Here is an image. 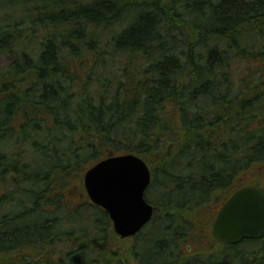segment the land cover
Instances as JSON below:
<instances>
[{"label":"trees","instance_id":"obj_1","mask_svg":"<svg viewBox=\"0 0 264 264\" xmlns=\"http://www.w3.org/2000/svg\"><path fill=\"white\" fill-rule=\"evenodd\" d=\"M126 153L155 211L122 239L82 175ZM248 183L264 186V0H0V264H264V237L210 230Z\"/></svg>","mask_w":264,"mask_h":264},{"label":"water","instance_id":"obj_2","mask_svg":"<svg viewBox=\"0 0 264 264\" xmlns=\"http://www.w3.org/2000/svg\"><path fill=\"white\" fill-rule=\"evenodd\" d=\"M89 200L107 212L114 232L133 237L148 224L155 209L144 197L152 180L148 163L132 153L109 155L82 176ZM212 236L224 244L264 236V192L246 186L233 192L215 215Z\"/></svg>","mask_w":264,"mask_h":264},{"label":"rangeland","instance_id":"obj_3","mask_svg":"<svg viewBox=\"0 0 264 264\" xmlns=\"http://www.w3.org/2000/svg\"><path fill=\"white\" fill-rule=\"evenodd\" d=\"M9 61V57H5V58H3L2 60H1V64H6L7 62ZM150 190V188L146 191V196H147V193H148V191ZM163 196V195H162ZM160 198H162V197H160ZM150 200V199H149ZM162 200H163V198H162ZM219 205H215V211L216 210H218V207ZM147 229V227L144 229V230H146ZM208 244H209V242H208Z\"/></svg>","mask_w":264,"mask_h":264},{"label":"flooded vegetation","instance_id":"obj_4","mask_svg":"<svg viewBox=\"0 0 264 264\" xmlns=\"http://www.w3.org/2000/svg\"><path fill=\"white\" fill-rule=\"evenodd\" d=\"M248 185H254V186H256L257 188L262 189V190L264 191V186H260L258 183H256V184L248 183Z\"/></svg>","mask_w":264,"mask_h":264}]
</instances>
